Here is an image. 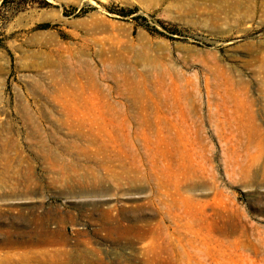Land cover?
Listing matches in <instances>:
<instances>
[{"label":"rangeland","instance_id":"obj_1","mask_svg":"<svg viewBox=\"0 0 264 264\" xmlns=\"http://www.w3.org/2000/svg\"><path fill=\"white\" fill-rule=\"evenodd\" d=\"M0 264H264V0H0Z\"/></svg>","mask_w":264,"mask_h":264},{"label":"bare ground","instance_id":"obj_2","mask_svg":"<svg viewBox=\"0 0 264 264\" xmlns=\"http://www.w3.org/2000/svg\"><path fill=\"white\" fill-rule=\"evenodd\" d=\"M44 235H45V234H43V233H39V234H38V236H40V238L37 239V241H36L38 247H42V246H44V245L47 244V241L44 240Z\"/></svg>","mask_w":264,"mask_h":264},{"label":"trees","instance_id":"obj_3","mask_svg":"<svg viewBox=\"0 0 264 264\" xmlns=\"http://www.w3.org/2000/svg\"><path fill=\"white\" fill-rule=\"evenodd\" d=\"M40 28L48 29V28H50V25H48V24H44V25H41Z\"/></svg>","mask_w":264,"mask_h":264}]
</instances>
